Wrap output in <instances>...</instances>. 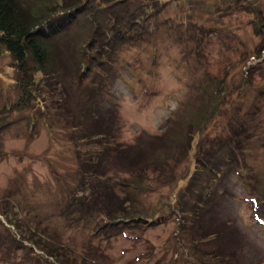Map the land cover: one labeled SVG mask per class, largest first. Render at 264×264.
Here are the masks:
<instances>
[{"label": "rangeland", "instance_id": "rangeland-1", "mask_svg": "<svg viewBox=\"0 0 264 264\" xmlns=\"http://www.w3.org/2000/svg\"><path fill=\"white\" fill-rule=\"evenodd\" d=\"M20 1L51 55L28 85L0 47V264H264V0ZM99 188L150 222L99 229Z\"/></svg>", "mask_w": 264, "mask_h": 264}, {"label": "trees", "instance_id": "trees-1", "mask_svg": "<svg viewBox=\"0 0 264 264\" xmlns=\"http://www.w3.org/2000/svg\"><path fill=\"white\" fill-rule=\"evenodd\" d=\"M62 3L63 4L57 1V5H59V7L61 8H64L67 5L68 7H71L69 9L65 8L64 10L60 9V11H66V10L68 11L67 12L68 14L66 16V19L68 21L74 19V15L76 11L79 12V10H82L84 8V4L79 3L78 1L71 2V0H69L67 2H62ZM72 8L73 11L71 10ZM72 13H74V15ZM41 18L42 17H39L35 13L25 10L20 0H0V47H3L6 51L11 53L13 60L18 68V72L22 73V76L20 77L21 79L23 78V80L25 79L26 76L29 75L31 69L35 70L36 68L38 70L43 71L50 59L51 54L49 52L46 43V39L49 34L48 31L44 30L42 26V22L44 20H42ZM53 28L54 26L52 25L51 31L53 30ZM86 68L87 69L91 68L89 63H86ZM26 83L29 85L27 79L24 80V84ZM102 121L103 120H100L99 122ZM100 130L104 133H107V131L110 130L109 125H107L105 128H102ZM99 134L101 136V133ZM228 145H230V143ZM232 150L233 148H231V151L229 148H226L225 151L220 154L222 156L218 158L219 161L218 164H216L215 160H211L212 158L209 157V155L205 156L203 162L201 161V164L203 165L202 167L203 170L205 172H208L210 175L209 178L210 181H212V173L216 175H220V173H223L226 170L224 166L225 164L221 161V159L224 155L225 160H227V162L232 160L233 157L231 156V154L233 153L234 155L236 153L233 152ZM91 168L94 174L97 172L99 174H102V170H100L98 166L92 165ZM202 168H200V170ZM209 180L207 181L208 183L205 184V187H207L209 191H211L212 184ZM96 189L98 188H94V187L89 188L88 185L83 187L81 190L82 196L73 198V200L75 201H73L72 207H74L76 211L89 214L91 209L97 207L96 205L97 201L93 199L94 196L93 197L91 196ZM99 189L100 192H103V194L106 195L107 197L106 201L100 200L98 202V208L101 207L102 208L101 210L104 213L101 215V217L106 220L105 223L100 225L98 224L100 226L99 229L102 230L113 226L116 227L120 221L123 223L127 222L128 220H137V221L142 220V221L150 222V220H148L149 219L148 217L144 218L145 214L142 213L143 210L141 208L138 209L135 206L134 197L127 195L122 199L120 198L116 199L115 197L114 199L112 196L113 194L110 192L109 188H106L103 191L102 188ZM208 192L205 190L203 185L197 195L199 196V199H201L203 196L208 195ZM88 193L90 194L88 195ZM68 207L70 206L68 205ZM199 208L197 209V211H194L192 213L195 216L194 218L197 217L199 219L202 216L203 214L202 210L203 208H206V205L202 204L201 208L200 209ZM70 209L73 208L70 207ZM68 212L69 210H66V213ZM193 224H195V221H191L189 226H187L188 227L187 229L188 230L190 229V232L198 231V230H194L195 226H193ZM200 233L202 234L200 240H203L209 236L211 237L215 236L213 232L208 234L206 230L201 231ZM198 242L199 241H197L196 243ZM48 250L51 253H53L55 248L52 246H48ZM213 254H215L216 257L220 256V253L218 254L213 253Z\"/></svg>", "mask_w": 264, "mask_h": 264}]
</instances>
